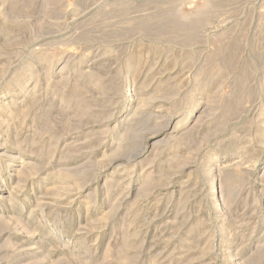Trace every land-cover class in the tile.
<instances>
[{
    "label": "rangeland",
    "instance_id": "374dc122",
    "mask_svg": "<svg viewBox=\"0 0 264 264\" xmlns=\"http://www.w3.org/2000/svg\"><path fill=\"white\" fill-rule=\"evenodd\" d=\"M0 264H264V0H0Z\"/></svg>",
    "mask_w": 264,
    "mask_h": 264
}]
</instances>
